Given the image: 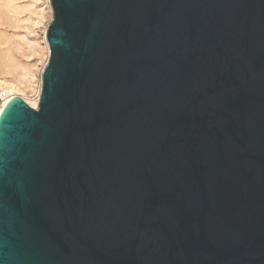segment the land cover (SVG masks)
I'll use <instances>...</instances> for the list:
<instances>
[{
  "label": "water",
  "instance_id": "obj_1",
  "mask_svg": "<svg viewBox=\"0 0 264 264\" xmlns=\"http://www.w3.org/2000/svg\"><path fill=\"white\" fill-rule=\"evenodd\" d=\"M37 107L0 118V264H264V0H51Z\"/></svg>",
  "mask_w": 264,
  "mask_h": 264
},
{
  "label": "rangeland",
  "instance_id": "obj_2",
  "mask_svg": "<svg viewBox=\"0 0 264 264\" xmlns=\"http://www.w3.org/2000/svg\"><path fill=\"white\" fill-rule=\"evenodd\" d=\"M45 1L0 0V33H6L10 38L4 46L9 45L15 57L10 73L0 74V86L15 84L20 93L28 98L35 97L39 91L41 70L50 56L45 32L53 18V11L49 10Z\"/></svg>",
  "mask_w": 264,
  "mask_h": 264
},
{
  "label": "bare ground",
  "instance_id": "obj_3",
  "mask_svg": "<svg viewBox=\"0 0 264 264\" xmlns=\"http://www.w3.org/2000/svg\"><path fill=\"white\" fill-rule=\"evenodd\" d=\"M45 3L47 5V7L49 8V10L52 12L53 9H52V5H51V0H46ZM48 28H49V26H48ZM47 33H48V30L45 32V40H46L47 51L49 53L50 48H49V43H48V39H47ZM9 39L10 38L6 35V33L5 34L0 33V45L2 46V47H0V74H2V75H8L10 73L12 66L14 65V62H15V57L12 53V49L10 48V46L9 45L4 46V45L8 44ZM44 67H45V65H44ZM43 70H41L42 78L40 79V83H39V91L37 92L35 97H33V98L29 97L28 98V97L23 96V94L20 93V88H18L17 85L10 84L11 87H7L9 89V91L11 92V99L9 101L14 99L15 97H21L27 103H29L32 107H37L39 104V101H40V96H41L42 87H43V85H42L43 84Z\"/></svg>",
  "mask_w": 264,
  "mask_h": 264
},
{
  "label": "built area",
  "instance_id": "obj_4",
  "mask_svg": "<svg viewBox=\"0 0 264 264\" xmlns=\"http://www.w3.org/2000/svg\"><path fill=\"white\" fill-rule=\"evenodd\" d=\"M10 99H11V92L9 91V89L5 86H0V118L3 111L9 104Z\"/></svg>",
  "mask_w": 264,
  "mask_h": 264
}]
</instances>
